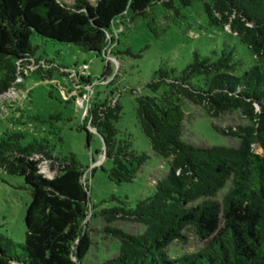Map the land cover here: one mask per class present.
I'll return each instance as SVG.
<instances>
[{
	"label": "trees",
	"instance_id": "1",
	"mask_svg": "<svg viewBox=\"0 0 264 264\" xmlns=\"http://www.w3.org/2000/svg\"><path fill=\"white\" fill-rule=\"evenodd\" d=\"M178 2L189 7L192 0H98L94 5L87 0H0V94L16 81L18 68L37 61L32 38L72 45L98 57L111 45L116 58V24L145 18L159 6L178 16ZM204 12L209 25L235 38L236 45L226 39L218 52L194 53L180 72L159 68L145 85L147 94L135 97L140 132L153 154L168 161L169 171L134 207L124 198L118 206L98 209L82 181L85 169L73 154L53 157L45 139L28 142L25 132H1L0 172L21 178L30 202L24 243L0 235V264H87L92 248L89 209L107 225L124 220L144 228L133 235L104 227L102 232L119 247L114 258L100 264H264V0L204 1ZM237 44L249 50L254 65L247 67ZM112 100L92 101L87 122L104 142L109 168L101 169L114 184H128L149 157L133 150L116 128L122 106ZM186 102L214 116L240 112L247 126L233 133L239 146L184 143ZM84 130L89 146L91 135ZM44 159L57 165L51 179L40 172ZM189 229L207 241L205 246L174 254L172 245L185 241Z\"/></svg>",
	"mask_w": 264,
	"mask_h": 264
},
{
	"label": "rangeland",
	"instance_id": "2",
	"mask_svg": "<svg viewBox=\"0 0 264 264\" xmlns=\"http://www.w3.org/2000/svg\"><path fill=\"white\" fill-rule=\"evenodd\" d=\"M72 4L75 0H59ZM95 4L98 0H87ZM204 1L192 0L189 7L180 6V14L155 8L145 18L133 23L125 21L115 25L113 46L116 58L110 53L98 57L81 53L76 47L32 38L37 47L34 58L18 68L16 81L11 88L0 94V134L5 130H19L27 133L26 141L45 139L54 150L53 157L74 155L84 168L83 183L90 190V200L98 209L118 206V199L127 198L130 207L149 197L155 184L169 171L168 161L153 154L147 140L140 132L135 115V97L147 94L145 85L153 74L162 67L178 72L193 60V54L207 55L219 51L227 39L236 45L235 38H229L219 27L208 23L204 12ZM227 31V30H226ZM239 57L247 67L254 65L249 50L237 44ZM108 57V59H107ZM106 60L110 62L109 75H105ZM86 64L83 73L79 67ZM78 73V74H77ZM105 76V77H104ZM103 77V80L101 79ZM1 78V72H0ZM80 79L90 80L83 83ZM118 99L122 116L116 128L129 138L132 149L145 153L149 159L137 173L132 183L120 185L109 181L104 163L101 138L90 130L87 146V122L92 101L104 102ZM185 120L182 125V141L195 147L215 146L238 147L240 140L233 133L246 128L247 122L240 112L213 115L201 107L185 103ZM215 128L218 130L216 131ZM261 154L258 146L254 147ZM103 167V170L101 169ZM57 165L50 160L40 163V172L51 179L57 174ZM97 168L91 176L90 171ZM88 178L89 182H85ZM222 194L218 196V199ZM220 201V200H219ZM30 202V193L24 189L23 180L0 172V235L16 244L25 239V211ZM87 229L92 239V248L86 258L87 264H100L114 258L118 253V241L102 232L107 226L120 228L129 234H142L144 228L136 223L118 220L107 225L90 214ZM186 240L175 242L174 254L201 249L207 241H201L192 229L184 233Z\"/></svg>",
	"mask_w": 264,
	"mask_h": 264
},
{
	"label": "built area",
	"instance_id": "3",
	"mask_svg": "<svg viewBox=\"0 0 264 264\" xmlns=\"http://www.w3.org/2000/svg\"><path fill=\"white\" fill-rule=\"evenodd\" d=\"M111 49H112V46L109 45V46L106 48V50L103 52V57H104V59H105V54H106V52H107V54H109V53L111 52ZM107 59H108V57H107ZM108 60H109V59H108ZM108 60H106V63L109 62ZM109 63H110V62H109ZM79 69L84 73L85 70L87 69L86 64L82 65ZM77 74H78V73H77Z\"/></svg>",
	"mask_w": 264,
	"mask_h": 264
},
{
	"label": "water",
	"instance_id": "4",
	"mask_svg": "<svg viewBox=\"0 0 264 264\" xmlns=\"http://www.w3.org/2000/svg\"><path fill=\"white\" fill-rule=\"evenodd\" d=\"M90 130H93L95 132V134H97L100 137V135L97 133V130L96 129H93L92 127H89V129H87V131L89 132ZM101 140H102V138H101ZM102 142H103V140H102ZM103 147L105 149L104 142H103Z\"/></svg>",
	"mask_w": 264,
	"mask_h": 264
}]
</instances>
